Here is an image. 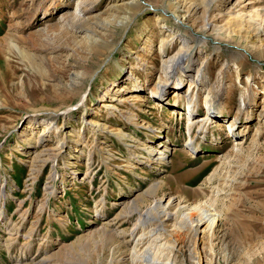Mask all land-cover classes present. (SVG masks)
<instances>
[{
    "label": "rangeland",
    "instance_id": "374dc122",
    "mask_svg": "<svg viewBox=\"0 0 264 264\" xmlns=\"http://www.w3.org/2000/svg\"><path fill=\"white\" fill-rule=\"evenodd\" d=\"M190 1L185 26L157 21L168 0H0V264H133L139 216L169 199L220 221L194 236L166 220L163 260L264 264V0ZM184 37L183 84L152 94ZM217 89L209 131H189V95L201 117Z\"/></svg>",
    "mask_w": 264,
    "mask_h": 264
},
{
    "label": "bare ground",
    "instance_id": "6f19581e",
    "mask_svg": "<svg viewBox=\"0 0 264 264\" xmlns=\"http://www.w3.org/2000/svg\"><path fill=\"white\" fill-rule=\"evenodd\" d=\"M220 1L221 0H207L205 1V6L207 7V10L209 11L215 5H217V3H219ZM137 4L140 7L139 3ZM189 8L191 9V11H189ZM198 9H199L198 5L191 4L190 0H168V4L166 8L157 9V11L161 12L157 15L158 17L157 21L159 23H165V21H167L170 16H173L181 24L187 26L185 15L191 12H196ZM183 10H185L184 14L182 12ZM262 13H263L262 14L263 17L256 22L258 27H264V9ZM120 23L123 24L124 22L120 21ZM123 25L126 26L127 24H123ZM96 42L97 40L94 34L89 36L90 46ZM190 42H191V39L189 37H184L181 43L182 44L181 49L177 52V54L173 56L170 59V61L168 62L163 61L162 74L160 75L159 80L157 82V89H153L152 90L153 92H151L152 94L154 95L159 94L160 91L158 90L166 89L170 85L178 89L183 84L182 81H180L179 83H176V82L171 83V79H168V77H170L171 75L173 76V74L180 75L182 70L185 67L190 66L188 62L184 61L185 59H188V61H190V58H191L190 48H189ZM164 43L166 42L163 40L161 43V46H163ZM244 63L245 62H243V64ZM163 74L166 76V78H164ZM133 75L134 74H132V76ZM195 88H196V85L193 89ZM217 90L218 91L214 93L213 91H211L208 97L206 98L204 102V106L206 107L207 114L201 117H197L195 113L193 112L194 107L200 101L199 94L197 92L196 93L194 92L189 95L190 97L189 99H187V105L189 108V111L187 112L189 131H191L195 126L198 127L200 133H205L209 131L210 122L217 116L218 111H220L221 104H222V102L219 100L220 90L219 89ZM239 102H240L239 111L246 110L247 106L250 103V100H248L247 91L242 92ZM108 106L110 107L111 105H108ZM112 107H114V109H117L116 105ZM135 117L136 116H134V118ZM51 120H54V117ZM44 133H46V130L44 131ZM116 136L118 139L122 140L123 142L126 141V139H131V140L135 139L123 131L119 132ZM191 137H193V135ZM143 146H144L143 150L146 151L148 154L147 159H150L158 163L166 162V159L168 158V152H169L168 146L163 145L161 143L156 145L153 142L144 144ZM235 149L238 153H241L243 151L242 147L238 145L235 147ZM55 158H56V154H54L53 156L50 155L46 157L45 159L43 158L42 165H45L46 162H49L50 160H54ZM39 171H40V168L32 169V172L34 174L38 173ZM214 172H219V169L215 170ZM175 207L177 208L174 209ZM156 209L158 211L154 214V210ZM184 209H185L184 206H181L180 203H178L176 206L175 201H173L172 199H169L167 201L159 200L157 201L155 207H152L146 213H141V215L139 216L138 222L136 224V229L133 232V235L138 236L136 238L137 246L141 247L145 241H147L149 245L143 250L135 249L133 252H131L129 261L133 264H139V263L141 264H176L174 261H171L168 259L165 261L159 256L162 254V252L164 253V250H166V248H168L167 247L168 242L158 247L157 244H155L152 240V239L158 238V237H155V235L157 236V232L162 230L163 224L166 220H176V221L180 220L179 228L188 229L189 231H191V233H193L194 236L197 235L200 229V226L202 224L205 223L209 227L210 230H214V227L218 225V222L220 221V215L217 212L212 211L210 209H207L204 207H197L194 209L196 212L195 214L190 213V212H185ZM153 221H156L157 225L155 226V228H152L149 230L147 227ZM159 248H161L163 251L161 252L158 251L157 249Z\"/></svg>",
    "mask_w": 264,
    "mask_h": 264
}]
</instances>
